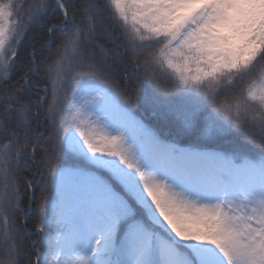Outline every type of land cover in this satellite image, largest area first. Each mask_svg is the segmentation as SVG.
I'll list each match as a JSON object with an SVG mask.
<instances>
[{"label":"snow or ice","instance_id":"6c2138e0","mask_svg":"<svg viewBox=\"0 0 264 264\" xmlns=\"http://www.w3.org/2000/svg\"><path fill=\"white\" fill-rule=\"evenodd\" d=\"M0 264H264V0H0Z\"/></svg>","mask_w":264,"mask_h":264},{"label":"trees","instance_id":"16d2710c","mask_svg":"<svg viewBox=\"0 0 264 264\" xmlns=\"http://www.w3.org/2000/svg\"><path fill=\"white\" fill-rule=\"evenodd\" d=\"M30 36H31V34H30Z\"/></svg>","mask_w":264,"mask_h":264}]
</instances>
